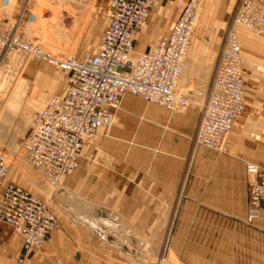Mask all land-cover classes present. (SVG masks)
<instances>
[{"label": "crops", "instance_id": "0c3cea01", "mask_svg": "<svg viewBox=\"0 0 264 264\" xmlns=\"http://www.w3.org/2000/svg\"><path fill=\"white\" fill-rule=\"evenodd\" d=\"M187 1L159 0L149 18L153 34L167 36ZM222 41L198 38L186 82H199L201 71L218 62ZM261 67L239 129L226 134L218 149L196 143L200 106L170 111L126 94L115 125L98 132L60 188V228L42 249L29 252L26 263L120 264L121 257L130 263L136 240H169L174 243L165 257L172 251L174 264H264V218L252 224L246 219L253 179L248 166L264 168ZM15 234L18 258L24 250Z\"/></svg>", "mask_w": 264, "mask_h": 264}, {"label": "built area", "instance_id": "2783aa9c", "mask_svg": "<svg viewBox=\"0 0 264 264\" xmlns=\"http://www.w3.org/2000/svg\"><path fill=\"white\" fill-rule=\"evenodd\" d=\"M159 0H109L107 24L91 53L54 55L28 38L21 24L26 8L13 21L6 14L9 0H0V54L20 51L58 66L67 77L61 94L52 96L35 115L24 141L30 163L48 182L57 186L73 175L84 146L100 130L116 123L123 97L133 94L170 111L188 105L178 90L187 64L202 0H188L170 33L134 59L137 33L148 23ZM264 35V0H240L233 25L226 33L204 106L196 143L218 149L245 110L243 48L238 28ZM251 181L247 222L264 218V168L248 166ZM11 163L0 149V224L10 225L22 239L24 253L17 264H26L32 250L41 249L57 229L59 218L33 190L10 179Z\"/></svg>", "mask_w": 264, "mask_h": 264}, {"label": "rangeland", "instance_id": "374dc122", "mask_svg": "<svg viewBox=\"0 0 264 264\" xmlns=\"http://www.w3.org/2000/svg\"><path fill=\"white\" fill-rule=\"evenodd\" d=\"M239 3L240 0H202L187 65L198 38L209 39L212 42L223 40V46L226 33L233 25ZM23 8L26 10L21 24L29 39L39 42L43 49L54 55L82 57L85 52L91 53L99 43L107 24L109 0H9L6 14L13 21L20 18L19 13ZM152 28V23L148 21L137 34L132 56L140 57L147 46L166 34V32L153 34ZM238 33L244 56L246 102L247 96L252 95L249 92L252 82L258 83L256 75L263 71L261 66H264V57L259 52L264 51V35L244 27H239ZM217 63L205 67L201 71L200 81L191 83L185 81L187 65L185 66L178 90L187 96L188 105L204 109ZM66 84V74L47 60L31 58L20 51L13 52L9 57L0 54V124L7 126L5 137H0V149L6 153L11 163L10 179L33 190L49 204L59 221V206L63 205L65 196L60 188L70 176L56 187L51 185L43 173L30 163L24 150V141L33 127L36 113L45 107L52 96L61 94ZM9 102L17 104L20 109L10 110L7 106ZM243 115L244 111L231 131L239 129ZM14 136L17 137V147L11 151L9 145ZM99 136L100 134L87 142L84 149L88 144L96 142ZM59 228L60 222L56 230ZM12 239L16 242L15 247L9 242ZM172 243L174 242L169 240H136L133 247L137 256L130 257V263L122 262L126 258L121 257L120 264H174L172 251H169V257H165L166 249L169 250ZM20 249L21 244L14 229L7 224L0 225V264H15ZM93 263L97 264L99 260Z\"/></svg>", "mask_w": 264, "mask_h": 264}, {"label": "bare ground", "instance_id": "6f19581e", "mask_svg": "<svg viewBox=\"0 0 264 264\" xmlns=\"http://www.w3.org/2000/svg\"><path fill=\"white\" fill-rule=\"evenodd\" d=\"M87 54H89L88 52H85V55H87ZM133 58L134 59H136V56H133ZM187 65V64H186ZM183 76V75H182ZM182 78V77H181ZM181 78H180V80H181ZM8 80V79H7ZM179 80V81H180ZM17 87V86H16ZM21 89H22V87H21ZM7 106H8V108L10 109V110H12V111H16V110H19L20 108H18V106H17V104H14L13 102H9L8 104H7ZM242 114V113H241ZM240 114V115H241ZM239 115V116H240ZM238 116V117H239ZM238 119V118H237ZM236 123V122H235ZM235 125V124H234ZM6 125L5 124H0V137H5V130H6ZM234 127V126H233ZM16 138L17 137H13L12 138V140H11V142H10V149H11V151H14L15 149H16V147H17V142H16ZM37 169V168H36ZM39 170V169H38ZM32 177V176H31ZM56 187V186H55Z\"/></svg>", "mask_w": 264, "mask_h": 264}]
</instances>
